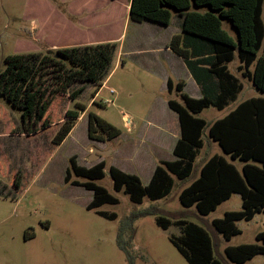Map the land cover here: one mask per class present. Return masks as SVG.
Masks as SVG:
<instances>
[{"label": "rangeland", "instance_id": "374dc122", "mask_svg": "<svg viewBox=\"0 0 264 264\" xmlns=\"http://www.w3.org/2000/svg\"><path fill=\"white\" fill-rule=\"evenodd\" d=\"M42 4V0H0V62L12 54L46 51L40 27L34 29L30 26L32 17L36 14L41 16ZM172 13L168 32L174 31L179 21L178 14ZM223 29L236 38L226 20L223 21ZM130 32L125 41L118 43L107 80L96 97L93 95L99 85L77 83L68 90V94L82 86L78 97L71 100L65 95L60 101L55 99L39 121H23L22 112L12 109L0 97V264H127L118 247L119 235L122 242L129 245L133 264H188L170 240L181 238L180 228L170 226L167 230L162 229L156 223L158 216L170 221L183 219L203 227L212 240L214 257L222 264H232L225 257L224 249L255 243L256 234L264 231V214L259 213L250 221L236 222L240 234L225 241L214 230L212 222L223 218L226 212L240 211L239 195H232L216 210L201 217L194 207L184 208L180 204L179 193L188 182L175 178L173 190L167 198L158 201L145 198L141 204H134L128 195L113 191L112 179L106 168L105 177L95 184L105 188L118 199V203L105 204L92 211L86 209L92 201V192L64 182L71 157L85 166L103 160L107 167L114 166L124 173L137 175L141 182L147 178L143 168L144 157L139 153L143 136L150 139L149 133L142 131L145 116L158 99L180 100L174 93H167L162 72H158V77L143 70L142 56L133 53L128 46ZM238 65L236 59L229 65V70L240 79L242 91L223 111L213 107L205 109L200 117L207 123L224 117L247 99L264 98V93L241 77L236 70ZM55 75H58L56 68L49 69L47 84L57 82ZM77 104L86 108L85 113L80 112L78 120L69 119L65 123V112L76 111ZM88 113L117 128L120 135L105 142L106 147L89 140ZM127 127L131 129L130 135ZM65 129L70 131L58 142ZM170 129L173 131L171 134L175 132L177 135V121ZM203 141L196 167L215 154L231 162L216 142L207 136ZM94 150L107 154L99 155ZM147 152L151 156L149 160L153 159L156 151ZM90 155L95 157L89 160ZM162 158H170L169 152L164 151ZM234 164L240 169L239 161ZM96 211L113 214L116 218H102ZM245 264H264V256L257 255Z\"/></svg>", "mask_w": 264, "mask_h": 264}, {"label": "trees", "instance_id": "16d2710c", "mask_svg": "<svg viewBox=\"0 0 264 264\" xmlns=\"http://www.w3.org/2000/svg\"><path fill=\"white\" fill-rule=\"evenodd\" d=\"M172 11L183 18L182 33L173 36L168 47L184 60L193 79L204 91L201 99H193L183 93L184 83L174 84L171 79L167 80V91H175L180 100H168V107L177 114L180 126V137L173 150L176 160L161 162L149 184L144 186L137 176L107 167L103 160L85 168L71 157L64 182L92 192V201L86 207L88 211L118 203L105 188L95 184L105 177L106 168L113 191L128 195L134 204H141L145 198L150 201L167 198L173 190L174 178L188 182L179 193L180 204L184 208L194 207L201 217L237 194L242 209L226 212L223 218L212 222L214 230L229 241L240 234L236 222L250 221L256 214H264V98L247 99L211 123L199 115L209 107L223 111L235 102L243 85L228 66L236 59L241 77L264 93V0H131L129 20L168 26ZM224 20L235 32V39L223 29ZM117 49V43L105 42L7 56L0 62V97L12 109L22 112L23 121L42 120L55 99L60 101L65 95L71 100L78 97L82 86L68 94L77 83L99 85L94 97L108 76ZM51 68H56L58 75H55L57 82L50 85L47 74ZM85 111L84 106L77 104L76 111L65 112V123L69 119L78 120L79 113ZM87 119V136L91 141L110 142L121 133L93 113H88ZM69 131L65 129L58 142ZM205 136L216 142L231 162L213 155L196 167ZM235 161L241 163L240 169L232 163ZM96 214L109 220L116 218L102 211ZM156 223L164 230L170 226L180 228L181 238L170 240L188 264H222L214 257L212 240L203 227L183 219L170 221L162 216L156 218ZM117 243L127 264H133L129 245L122 242L120 235ZM224 254L232 264H245L257 255L264 256V231L256 234L255 243L228 246Z\"/></svg>", "mask_w": 264, "mask_h": 264}, {"label": "crops", "instance_id": "0c3cea01", "mask_svg": "<svg viewBox=\"0 0 264 264\" xmlns=\"http://www.w3.org/2000/svg\"><path fill=\"white\" fill-rule=\"evenodd\" d=\"M130 1L42 0L41 16L36 14L32 17L30 26L34 29L37 26L40 27L42 42L47 49L52 50L105 42L120 44L121 41L126 40L128 32L131 30L128 37V46L133 53H139L142 56L141 65L146 73L158 76V72H162L163 79L166 81L165 84L168 79H171L174 84L182 82L184 83L183 93L190 98L201 99L204 95L202 87L195 82L184 60L171 52L168 47L171 38L182 33L183 18L178 15L179 21L172 32H168L173 19L172 12L168 26L146 20L140 23L131 22L129 20ZM115 31L116 34H114ZM236 70L238 71V69ZM232 74L237 77L236 74ZM106 80L107 78L102 81L100 89L104 87ZM213 83L215 84V81ZM167 93L169 95L174 93L178 98L175 91L171 93L167 91ZM144 121L142 131L144 133L148 132V138L150 139L147 140V136H143L145 138L141 142L142 149L139 150V153L144 157L143 168L147 177L145 182L142 181V184L147 186L154 170L161 162L176 160L173 150L180 137V126L177 114L168 107V100L161 101L158 99L155 101L146 114ZM175 121L178 123L179 132H177V135L175 132L171 134L173 131L170 129L175 125ZM127 130H129L127 134L130 135L132 133L131 129L127 127ZM101 144L106 147L104 143ZM147 150L156 151L153 159L149 160L151 156H149ZM103 151H105L104 148ZM164 151L169 152L170 158H162ZM109 154L111 153L109 152ZM76 162L79 166L85 168H91L97 164L85 166L80 164L79 161ZM232 163L234 164V162Z\"/></svg>", "mask_w": 264, "mask_h": 264}, {"label": "water", "instance_id": "95a60500", "mask_svg": "<svg viewBox=\"0 0 264 264\" xmlns=\"http://www.w3.org/2000/svg\"><path fill=\"white\" fill-rule=\"evenodd\" d=\"M95 151H97V150H94V152H95ZM97 152L99 153V155H106V154H107V152H100V151H97ZM108 153H109V152H108ZM92 156L95 157V155H90L89 160L92 159Z\"/></svg>", "mask_w": 264, "mask_h": 264}, {"label": "built area", "instance_id": "2783aa9c", "mask_svg": "<svg viewBox=\"0 0 264 264\" xmlns=\"http://www.w3.org/2000/svg\"><path fill=\"white\" fill-rule=\"evenodd\" d=\"M111 93H113V91H111Z\"/></svg>", "mask_w": 264, "mask_h": 264}]
</instances>
